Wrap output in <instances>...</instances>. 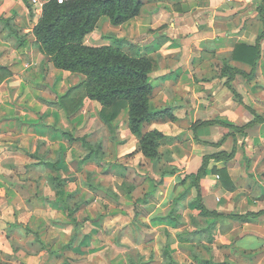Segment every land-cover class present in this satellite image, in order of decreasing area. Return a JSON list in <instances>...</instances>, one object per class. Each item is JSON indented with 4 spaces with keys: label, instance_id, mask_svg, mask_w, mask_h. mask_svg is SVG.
I'll use <instances>...</instances> for the list:
<instances>
[{
    "label": "crops",
    "instance_id": "crops-1",
    "mask_svg": "<svg viewBox=\"0 0 264 264\" xmlns=\"http://www.w3.org/2000/svg\"><path fill=\"white\" fill-rule=\"evenodd\" d=\"M142 2L140 13L121 24L113 25L101 17L84 39L93 46L108 44L103 35L114 32L126 37L152 64L149 104L163 111L145 121L142 131L157 129L164 134L158 162H165L168 170L164 181L136 205V210L149 215L158 210L161 202L174 201L176 196H172L179 193L177 183L197 173L204 155L233 148L231 159L208 161L200 179L202 202L206 209L226 215L263 210L264 181L258 177L257 165L260 163L264 171V121L242 132L228 126L247 124L254 119L251 110L264 118V37L260 39V57L254 67L233 56L237 44L252 45L263 31L258 7L264 0ZM38 11L28 0H0V264H48L46 260L52 255L45 250L36 253L12 249L5 231L15 225L29 233L37 231L46 248L57 251L53 264H62L65 259L70 264H119L117 254L104 261L105 256L109 258L104 252L102 233L107 217L90 221L86 238H74L73 221L84 220L88 205L75 215L69 214L64 201L75 186L70 181L60 186L51 176L77 175L78 159L90 150L88 144L111 135L114 139H108L107 149L101 150L120 161L124 146L130 147L137 134L129 130L127 115L121 116L127 109L112 123H105L98 115L100 103L86 96L74 112L63 107L60 96L84 75L56 68L42 52L33 34L41 16ZM226 66L240 70L229 81L238 97L226 84L231 73L222 72ZM77 99L78 94H70L64 105L71 108ZM209 120L221 124L198 125ZM95 125H100L101 130H96ZM94 133H98L96 137ZM133 152L132 156L147 159L138 149ZM220 169L226 171V181L221 179ZM184 182L188 186L189 178ZM115 187L120 195L121 184ZM186 191L193 198L191 217L213 221L212 239L225 240L221 244L232 248L231 253L242 255L240 264H250L254 254H264V234L249 230V224L264 227V212L249 221L230 217L214 220L199 215L195 209L196 188L189 185ZM177 213L183 214V209ZM173 218L169 215L165 220H149L160 226ZM179 240L169 251L178 263L191 264L190 255L179 253V247H183L178 245L183 242Z\"/></svg>",
    "mask_w": 264,
    "mask_h": 264
},
{
    "label": "trees",
    "instance_id": "trees-1",
    "mask_svg": "<svg viewBox=\"0 0 264 264\" xmlns=\"http://www.w3.org/2000/svg\"><path fill=\"white\" fill-rule=\"evenodd\" d=\"M142 5V0H66L62 3L57 2V0H46L43 4L41 16L33 28V34L42 52L56 68L84 75L82 80L72 85L64 95L60 96L63 107L69 112H74L81 105V98L86 96L100 103L101 107L98 115L105 123H112L121 110L127 109L129 130L139 137L138 150L149 161L153 162L160 158L161 154L158 152V147L164 134L157 129L144 133L142 131L145 121L163 111L152 109L149 104L152 93V84L149 77L152 67L150 60L126 37L118 36L114 32H107L103 35L109 41L108 44L93 46L84 42L86 35L93 31L101 17L108 18L113 25H118L138 15ZM263 9L264 4L258 7L259 17L264 24ZM263 37L264 28L254 44H237L233 52L234 58H241L254 67L260 57V39ZM126 46H128V50L125 49ZM226 70L231 72L226 79V84L237 96L229 81L234 73L240 70L226 66L222 72ZM70 94H78V99L72 102L71 108L64 105ZM251 112L254 113V119L244 126H228L223 122L222 125L242 132L249 125L264 121V118L257 115L253 110ZM217 122L221 124L217 120H209L200 122L198 125ZM227 135L228 133L224 134L218 142H221ZM201 142L216 144L214 141ZM88 145L90 150L83 159L91 160L93 158L91 153L95 154L94 159H102L103 151L100 150V144L98 143L96 146ZM234 152L233 148L229 152L222 150L204 155L202 165L197 173L188 174L182 179V182H184L189 178L188 186L195 187L197 190L194 203L199 215L214 217V220L221 217H230L239 221H249L264 212L263 209L258 212L226 215L205 208L201 198L200 179L204 177L208 161L211 159L229 160L234 156ZM97 154L99 157H96ZM170 170L172 171L173 168ZM219 175L223 181L228 178L226 171L223 169H220ZM51 179L60 186L65 181V178L60 175H52ZM132 187V185H128V192L131 191ZM70 197L71 194L66 196L64 207L69 214H72L79 209V204L74 208L70 207L67 203ZM212 224L213 221L209 222L204 228L208 229ZM163 255L166 264H180L174 260L168 248L163 250ZM62 264L70 263L65 259ZM220 264H226V262L223 261Z\"/></svg>",
    "mask_w": 264,
    "mask_h": 264
},
{
    "label": "rangeland",
    "instance_id": "rangeland-1",
    "mask_svg": "<svg viewBox=\"0 0 264 264\" xmlns=\"http://www.w3.org/2000/svg\"><path fill=\"white\" fill-rule=\"evenodd\" d=\"M123 112L121 116L125 117L127 111L124 110ZM94 128L101 130L100 125H95ZM97 134L94 133V137ZM108 139L113 140L114 136L93 140L94 144L92 145L96 146L99 141V144L102 145L100 150L101 148L107 149ZM138 142L139 137H136L135 141H131L130 147L124 146V151L121 150L123 156L120 161L117 158L115 160L112 154L108 156L107 153L106 155L103 154L102 157L104 158L102 159H94L95 154L93 153H91L93 157L91 160H84L83 158L80 160L79 158L77 175L63 177L65 184L70 181L72 187L75 186L74 189L71 188L73 191L68 193L71 194L67 202L68 205L74 208L79 204V210L86 205L89 208V211L85 213L84 220L73 221L75 226L74 238H86L87 233L85 232L90 226V221H95V219L104 216L107 217L102 229L106 243L104 252L107 256L109 255V258L104 257L106 262L110 260L113 254H117L119 264H166L163 250L165 248L170 249L176 240L182 238L179 241L183 242L178 244L183 245V247H179L181 251L179 253L190 255L191 264H220L223 261L226 264H240L242 255L237 256L231 253L232 248L230 250L227 244H221L225 240L212 239L211 228L213 224L205 229L204 227L209 224V221L207 222L202 218L194 220L191 217L189 206L193 203V198L186 191L187 183H181L182 179L177 183L179 193L172 196V198L176 196L174 201L161 202L158 210L152 211L149 215L136 210V205L141 204L164 181V172L168 170L165 162L161 163L155 160L151 163L148 159L132 156L134 148L138 149ZM164 144L165 140L160 145ZM160 145L158 152L163 148ZM86 150H89L88 147ZM96 157L99 155L97 154ZM113 161H118V163L111 166ZM260 166L259 163L257 165L258 177L264 181V171ZM111 167L114 169H110ZM119 184H121L122 190L118 188ZM128 185L133 186L130 192L127 190ZM115 186L120 191V195L114 190ZM171 186L169 189L172 188ZM135 187L138 189L134 190ZM165 193L167 192L165 191ZM159 197L161 198V195ZM181 208L183 214L178 216L177 212ZM79 210L77 209L72 214H77ZM169 215H174L175 218L170 219L169 223H166L167 225L155 226L150 222L151 219L156 218L165 220ZM69 217L72 216L69 215ZM262 227L263 224H249V230L264 234V227ZM5 232L12 249L34 250L36 253L41 250L48 251L52 255L46 260V263L53 264L54 252L57 251L46 248L38 238L37 231L36 234L29 233L26 229L15 225ZM65 236L67 237L66 234ZM88 238L91 236L88 235ZM253 256L249 260L250 264H264V254L260 252Z\"/></svg>",
    "mask_w": 264,
    "mask_h": 264
},
{
    "label": "built area",
    "instance_id": "built-area-1",
    "mask_svg": "<svg viewBox=\"0 0 264 264\" xmlns=\"http://www.w3.org/2000/svg\"><path fill=\"white\" fill-rule=\"evenodd\" d=\"M46 0H28L29 4L34 8V9H38L39 13H42V8H43V4L45 3ZM63 1L66 0H57V2L62 3ZM216 177L218 178L219 175L216 174Z\"/></svg>",
    "mask_w": 264,
    "mask_h": 264
}]
</instances>
